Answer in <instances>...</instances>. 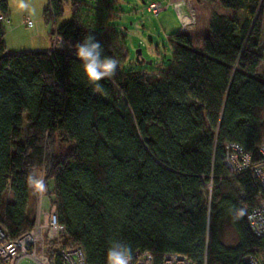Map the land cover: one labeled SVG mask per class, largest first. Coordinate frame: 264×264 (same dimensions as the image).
Here are the masks:
<instances>
[{
  "label": "trees",
  "instance_id": "1",
  "mask_svg": "<svg viewBox=\"0 0 264 264\" xmlns=\"http://www.w3.org/2000/svg\"><path fill=\"white\" fill-rule=\"evenodd\" d=\"M66 5L72 16L53 32L63 49L7 52L0 22V225L8 238L34 227L27 177L44 166L65 228L60 244L80 246L86 264H106L113 241L132 254L150 251L155 264L168 252L197 264L260 259L264 237L251 232L246 214L264 189L251 171L230 175L224 161L230 143L260 159L264 0H191L195 27L167 37L166 69L137 71L124 68L125 37L99 9L48 0L47 12L56 19ZM7 8L0 0V15ZM89 33L118 61L99 89L74 56ZM57 141L70 144L62 156ZM226 226L234 244L222 238Z\"/></svg>",
  "mask_w": 264,
  "mask_h": 264
},
{
  "label": "rangeland",
  "instance_id": "2",
  "mask_svg": "<svg viewBox=\"0 0 264 264\" xmlns=\"http://www.w3.org/2000/svg\"><path fill=\"white\" fill-rule=\"evenodd\" d=\"M79 1L84 3L93 13L98 12L99 9L100 13L103 14V22L113 26L118 34L125 37L127 58L124 62V68L126 70L137 71L145 67L148 69H166L170 57L167 37L179 31V22L173 5H169L166 10L154 15L147 10L149 2L152 0ZM24 3L28 5L27 8L20 6L21 0H8L11 21L9 24L3 23L6 48L20 50L15 52L35 50L33 49L34 46L45 44V40H48L50 49L53 46V32L56 26L68 21L72 16L71 6L66 5L63 15L54 19L47 12L48 0H24ZM23 15L32 22V25L28 26L23 22ZM105 40L108 41L109 39L105 37ZM139 49H141V56L145 60L144 64L137 62ZM148 61L151 63L148 64ZM257 72L260 75L264 74V61L261 62ZM69 148L70 144H61L57 141L54 146V153L62 156ZM38 174L41 175V172L39 171ZM207 188L209 191L210 186L208 185ZM48 204L52 203L47 196L42 207L47 210ZM38 205L39 201L35 196V218L38 213ZM222 238L227 244H234L237 239L234 230L229 226L225 227ZM20 264L35 263L29 259H23Z\"/></svg>",
  "mask_w": 264,
  "mask_h": 264
},
{
  "label": "built area",
  "instance_id": "3",
  "mask_svg": "<svg viewBox=\"0 0 264 264\" xmlns=\"http://www.w3.org/2000/svg\"><path fill=\"white\" fill-rule=\"evenodd\" d=\"M173 5L181 22L180 31H189L195 27L194 10L190 0L182 2H165L163 0L150 1L147 10L158 15ZM184 14L187 17H184ZM187 18V19H185ZM0 22L9 23V18L0 15ZM23 22L30 26L32 22L24 18ZM64 41L54 33L53 49L59 48ZM260 159L253 160L250 153L246 152L239 144L230 143L226 146L224 164L230 175L241 171H251L256 175L264 189V142L258 147ZM41 176L46 177L45 167L41 168ZM46 185V182H45ZM210 189H211V185ZM39 201L38 213L34 227L16 239H9L6 230L0 225V264H20L23 259H29L35 264H86L84 252L80 246L63 247L60 238L65 232L56 216V205L48 204L47 210L42 206L47 199V186L43 192L34 190ZM47 201V200H46ZM251 232L259 237H264V201L255 205L246 214ZM250 264H264V254L261 258L250 256L244 259ZM132 264H155L150 251H135ZM161 264H197L190 257L175 253H165Z\"/></svg>",
  "mask_w": 264,
  "mask_h": 264
},
{
  "label": "clouds",
  "instance_id": "4",
  "mask_svg": "<svg viewBox=\"0 0 264 264\" xmlns=\"http://www.w3.org/2000/svg\"><path fill=\"white\" fill-rule=\"evenodd\" d=\"M20 6L23 8L28 7L24 0H21ZM60 46L61 48L63 47V42H61ZM73 48L74 56L82 62L87 81L95 85L97 89L100 87L97 82L114 76L118 61L103 55L104 49L94 35L87 34ZM27 180L34 189L41 192L45 190L46 185L43 176L30 172ZM240 214L242 215L243 213ZM132 260L131 248L120 241H113L107 250L106 264H132Z\"/></svg>",
  "mask_w": 264,
  "mask_h": 264
},
{
  "label": "crops",
  "instance_id": "5",
  "mask_svg": "<svg viewBox=\"0 0 264 264\" xmlns=\"http://www.w3.org/2000/svg\"><path fill=\"white\" fill-rule=\"evenodd\" d=\"M153 1V0H152ZM163 1H165V2H182L183 0H163ZM1 14V13H0ZM10 11H9V8H7V12H6V16L9 18V23H10V21H11V18H10ZM175 15H176V17H177V20H178V22H179V29H180V26H181V23H180V21H179V18H178V16H177V14H176V12H175ZM23 17L24 18H26L25 17V15H23ZM23 18V19H24ZM180 31V30H179ZM178 31V32H179ZM45 44H42V45H40V46H34L33 47V49H35V50H49V42H48V40H45V42H44ZM7 49V52H11V51H13V52H15V51H20V50H9L8 48H6Z\"/></svg>",
  "mask_w": 264,
  "mask_h": 264
},
{
  "label": "water",
  "instance_id": "6",
  "mask_svg": "<svg viewBox=\"0 0 264 264\" xmlns=\"http://www.w3.org/2000/svg\"><path fill=\"white\" fill-rule=\"evenodd\" d=\"M140 53H141V51L139 49V51L137 52V61H138L139 64H143L145 62V60L143 58L140 59V57H139L140 56ZM150 63L151 62L148 61V64H150Z\"/></svg>",
  "mask_w": 264,
  "mask_h": 264
},
{
  "label": "bare ground",
  "instance_id": "7",
  "mask_svg": "<svg viewBox=\"0 0 264 264\" xmlns=\"http://www.w3.org/2000/svg\"><path fill=\"white\" fill-rule=\"evenodd\" d=\"M184 17H187V16L184 14ZM185 19H187V18H185Z\"/></svg>",
  "mask_w": 264,
  "mask_h": 264
}]
</instances>
